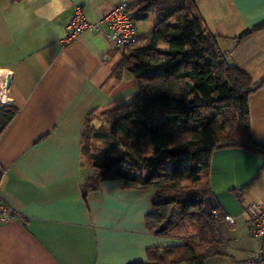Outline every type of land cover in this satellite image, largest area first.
Instances as JSON below:
<instances>
[{
	"label": "crops",
	"instance_id": "crops-1",
	"mask_svg": "<svg viewBox=\"0 0 264 264\" xmlns=\"http://www.w3.org/2000/svg\"><path fill=\"white\" fill-rule=\"evenodd\" d=\"M119 0H0V107L18 113L0 136V198L19 219L0 224V264H130L150 248L182 244L185 224L166 237L146 226L151 193L118 180L82 193L80 136L89 113L137 93L127 70L114 73L104 17ZM230 67L264 80V0H194ZM75 6L98 31L66 42ZM145 21V20H142ZM142 21L136 22L137 39ZM248 34L242 38L244 33ZM252 139L264 143V87L248 99ZM210 207L236 218L217 224L224 253L205 264H246L261 242L249 236L250 204L264 207V157L221 149L210 158ZM191 231L181 234L183 227ZM264 264V263H260Z\"/></svg>",
	"mask_w": 264,
	"mask_h": 264
},
{
	"label": "trees",
	"instance_id": "trees-1",
	"mask_svg": "<svg viewBox=\"0 0 264 264\" xmlns=\"http://www.w3.org/2000/svg\"><path fill=\"white\" fill-rule=\"evenodd\" d=\"M129 10L135 23L149 15L157 23L113 68L135 77L137 93L86 119L80 154L90 174L82 193L118 180L127 189L150 191L145 220L153 235L166 237L185 224L196 228L182 244L150 248L145 262L130 264H205L226 256L217 230L222 213L204 209L213 195L210 158L221 149L264 157V143L251 136L248 104L264 80L255 83L227 64L194 0H131ZM17 113V107H0V136Z\"/></svg>",
	"mask_w": 264,
	"mask_h": 264
},
{
	"label": "built area",
	"instance_id": "built-area-1",
	"mask_svg": "<svg viewBox=\"0 0 264 264\" xmlns=\"http://www.w3.org/2000/svg\"><path fill=\"white\" fill-rule=\"evenodd\" d=\"M130 1L119 0L103 19L109 31L106 37L114 49L124 50L137 40L136 24L129 10ZM91 30L98 31V25L87 22L84 18L82 8L75 6L72 11V18L67 27L65 41H73L83 32ZM225 56L228 55L226 54ZM246 212L249 215V236L261 242L259 251L252 254L250 261L246 264L264 263V207L257 204H250L247 206ZM211 214L213 217L219 216L215 210ZM221 218L230 225L236 222L235 217L227 214H222ZM18 219V213L0 198V224H8Z\"/></svg>",
	"mask_w": 264,
	"mask_h": 264
},
{
	"label": "rangeland",
	"instance_id": "rangeland-1",
	"mask_svg": "<svg viewBox=\"0 0 264 264\" xmlns=\"http://www.w3.org/2000/svg\"><path fill=\"white\" fill-rule=\"evenodd\" d=\"M156 23H157V20L152 15H149L145 21H142V23L139 24L140 25V31H139L140 38L147 36L150 33V31L155 27ZM209 204H210V200H208L205 203L204 209L208 210L210 207ZM190 231H191L190 226H186V227H183L181 234L187 235Z\"/></svg>",
	"mask_w": 264,
	"mask_h": 264
}]
</instances>
